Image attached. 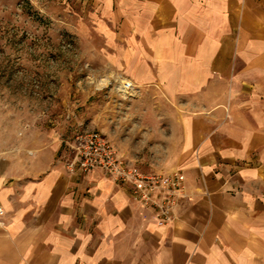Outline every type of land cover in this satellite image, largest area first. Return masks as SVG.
<instances>
[{
    "label": "crops",
    "instance_id": "crops-1",
    "mask_svg": "<svg viewBox=\"0 0 264 264\" xmlns=\"http://www.w3.org/2000/svg\"><path fill=\"white\" fill-rule=\"evenodd\" d=\"M79 1L99 69L136 88L120 153L154 124L170 158L135 166L181 171L184 195L159 223L128 186L69 164L64 121L31 126L0 148V264H264V0Z\"/></svg>",
    "mask_w": 264,
    "mask_h": 264
},
{
    "label": "rangeland",
    "instance_id": "rangeland-1",
    "mask_svg": "<svg viewBox=\"0 0 264 264\" xmlns=\"http://www.w3.org/2000/svg\"><path fill=\"white\" fill-rule=\"evenodd\" d=\"M83 16L79 0H0V148L17 146L31 126L51 129L57 119L70 128L98 130L123 151L122 125H130L122 123L123 99L113 87V79L123 76L99 69L98 40ZM160 109L169 115L168 107ZM154 126L145 130V148L137 147L140 129L132 132L134 154L126 157L135 165L170 158L153 147L160 141Z\"/></svg>",
    "mask_w": 264,
    "mask_h": 264
},
{
    "label": "built area",
    "instance_id": "built-area-1",
    "mask_svg": "<svg viewBox=\"0 0 264 264\" xmlns=\"http://www.w3.org/2000/svg\"><path fill=\"white\" fill-rule=\"evenodd\" d=\"M114 89L126 98L135 86L124 77L113 79ZM65 144L72 153L70 165L80 172L100 170L114 182L128 186L131 197L155 214L157 222L172 221L174 208L184 195V175L179 170L168 173H144L131 159L121 154L98 130H86L76 125ZM3 210L0 207V216Z\"/></svg>",
    "mask_w": 264,
    "mask_h": 264
}]
</instances>
